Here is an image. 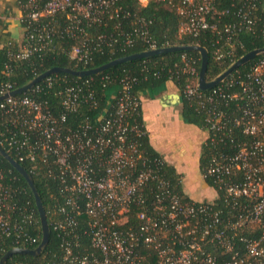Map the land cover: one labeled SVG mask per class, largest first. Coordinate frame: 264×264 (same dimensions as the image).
Instances as JSON below:
<instances>
[{"label": "built area", "instance_id": "1", "mask_svg": "<svg viewBox=\"0 0 264 264\" xmlns=\"http://www.w3.org/2000/svg\"><path fill=\"white\" fill-rule=\"evenodd\" d=\"M117 1L17 3L23 39L10 59L26 60L46 49L58 32L57 21L64 18L66 34L78 40L68 54L87 64L88 45L79 37L85 27L111 16ZM150 1L175 8L182 19L179 34L196 36L215 28L208 19L215 12V0H139L141 4ZM248 1V8L239 12L240 21L224 28L223 43L215 41L214 59L228 54L223 47L231 45L233 35L255 25L256 0ZM45 19L51 20L44 23ZM140 37L147 51L158 49L145 31ZM131 42L125 41L128 46ZM183 71L189 77L181 96L204 112L203 145L213 147L200 178L210 180L212 193L223 196L229 206L226 217L212 201L177 193L160 173L163 159L142 153L137 139L147 132L136 122L141 101L133 91L134 79L122 78L102 108L86 84L68 83L58 74L30 88L31 96L0 101V146L14 152L17 162L42 165L40 172L57 181L63 194L52 213L61 218L51 223L61 241L57 264H264V53L243 76L224 82L225 78L219 83L222 86L209 92L194 82L197 72L192 59ZM54 87L62 97L58 113L47 101L34 97ZM229 88L234 91L227 93ZM12 91L8 84L0 85V96ZM223 102H233L236 110H222ZM85 107L97 110H88L92 115L73 127L69 119ZM16 193L0 172V242L36 244L35 236L27 233L36 224L34 211L20 203Z\"/></svg>", "mask_w": 264, "mask_h": 264}, {"label": "trees", "instance_id": "2", "mask_svg": "<svg viewBox=\"0 0 264 264\" xmlns=\"http://www.w3.org/2000/svg\"><path fill=\"white\" fill-rule=\"evenodd\" d=\"M24 2L25 0H17L18 4H23ZM256 4L257 9L254 12L256 22L252 30H242L233 35L230 41L231 45L229 47H223V50H227L228 54L221 60H216L212 56L213 50L216 47L215 41L220 39V43H223L226 37L224 28L229 24L235 25L240 21L241 16L239 12H243L248 8V0H215V12L208 17L209 23L215 28L203 30L196 36L179 34V26L182 19L170 3L150 1L146 5H141L139 0H118L112 7L111 16L107 15L101 22L93 23L85 27V34L80 35L79 39L88 45L87 53L89 54V60L85 65L72 59L68 54L70 48L76 45L78 40L71 39L66 34L65 28L67 22L64 18L57 21L58 32L54 34L49 46L44 50L32 54L26 60L10 59L9 54L17 49L19 43L6 36H1L0 85L8 84L12 90H15L55 67L68 68L75 71L89 70L120 57L147 51V47L140 37L142 31L146 32L147 38L154 42L158 49L188 45H198L205 48L208 52L205 78L207 81H212L241 56L251 50L260 49L264 46V1L256 0ZM50 20L45 19L44 23ZM127 39L132 41L129 46L125 43ZM259 58L260 55L251 62L233 71L224 82L235 78L238 74L243 76ZM189 59L194 61V67L197 72L196 79H198L200 56L197 52L188 51H178L147 59L133 60L113 66L100 73L81 78L66 74H58L57 76L64 78L68 83L86 84L93 91L98 108H102L106 105L107 91L116 87L124 77L135 80L133 91L137 94L143 91H153L167 82H173L181 94V89L188 82L189 76L183 70ZM194 82L197 81L194 80ZM217 86L220 87L222 84H218ZM56 89L59 88L54 87L53 89L44 90L43 93L34 97L47 101L53 110H56V113H58L61 110L60 104L62 97L56 94ZM211 90L202 91L209 92ZM225 91L230 93L234 89L229 88ZM17 96H31V93L27 92ZM182 101V118L187 123L204 130L206 126L204 112L198 111L194 104L183 96ZM222 104V110H236L233 102H228L227 105H224V102ZM82 110V112L73 115L69 119V122L71 124L73 123V127L78 121L80 122L84 118L92 115V112L88 110L97 109H88V107H85ZM74 116L77 117L72 122L71 119ZM136 122L142 124L140 112L136 115ZM233 138H237L235 134ZM137 142L144 155L149 156L150 159L159 157L149 146L147 136L138 138ZM3 148L13 158L18 160L14 152L10 151L5 145H3ZM212 150L213 147H209L208 145L202 146V152L199 158V172L207 165L208 157ZM18 162L33 179L47 216L50 233L45 250L39 257L12 255L6 260L5 264H57L62 257L61 241L60 235L52 230L51 223L54 218H61L54 214L52 217V213L62 203L63 194L60 191L57 181L49 179L40 172L42 165H35L28 161ZM0 172L4 176L5 183L11 184L12 188L16 190L17 200L20 203L29 204V208L34 211L36 224L29 228L27 233L35 236L37 239V243L32 245H26V243L17 245L10 239L1 241V259L7 251L15 246H25L29 249H34L38 246L41 240V228L38 222L34 199L25 180L1 157ZM160 173L170 181L177 193L187 198L182 189L180 175L176 173L173 167L165 164L161 167ZM202 183L204 189L211 193L209 198H204L203 200L212 201L214 208L221 210L222 215L226 217L227 214L225 212L229 210V206L224 203L223 196L220 193H212L214 185L210 180H202ZM136 213L137 211L133 210L131 214L133 220H135ZM241 235L251 237V234L246 232H242ZM84 244L86 245V241Z\"/></svg>", "mask_w": 264, "mask_h": 264}, {"label": "crops", "instance_id": "3", "mask_svg": "<svg viewBox=\"0 0 264 264\" xmlns=\"http://www.w3.org/2000/svg\"><path fill=\"white\" fill-rule=\"evenodd\" d=\"M20 15L17 0H0V37L6 36L17 43L22 41ZM116 90L114 87L107 91V100ZM139 98L149 146L180 175L185 195L203 200L206 194L200 178L199 158L205 132L182 118L183 101L179 90L173 82H167L153 91L140 92Z\"/></svg>", "mask_w": 264, "mask_h": 264}, {"label": "water", "instance_id": "4", "mask_svg": "<svg viewBox=\"0 0 264 264\" xmlns=\"http://www.w3.org/2000/svg\"><path fill=\"white\" fill-rule=\"evenodd\" d=\"M264 1V0H263ZM178 51H188V52H197L200 56V69L197 79V84L200 90L206 91L214 88L217 86L221 81H223L225 78H227L233 71L238 69L239 67L251 62L254 60L257 56L264 53V46L260 49H254L243 56H241L239 59H237L235 62H233L224 72H222L220 75H218L214 80L207 81L206 80V68L208 63V52L205 48L198 45H188V46H171L166 48H159L156 50H150V51H143L140 53H134L128 56L120 57L117 59H114L102 66L92 68L89 70H82V71H75L68 68H52L39 76L32 79L29 83L26 85L13 90L7 95L0 96V101L5 100L6 98L17 96L23 93H26L30 88H32L35 84L40 82L45 77L52 75V74H66L74 77H86L91 76L97 73H100L108 68H111L113 66L130 62L133 60H141V59H147L153 56L163 55L167 53L172 52H178ZM0 157L5 160L22 178L25 180L31 195L33 196L36 211L38 213V218L40 222V228H41V241L39 246L34 250H27V249H21V248H14L9 251H7L2 258L0 259V264H5L6 260L12 256V255H28L32 257L39 256L44 250L48 243L49 238V226L47 223L46 213L44 211L40 196L37 192V189L35 187V184L33 182L32 177L25 171V169L12 157L10 156L5 149L0 146Z\"/></svg>", "mask_w": 264, "mask_h": 264}, {"label": "rangeland", "instance_id": "5", "mask_svg": "<svg viewBox=\"0 0 264 264\" xmlns=\"http://www.w3.org/2000/svg\"><path fill=\"white\" fill-rule=\"evenodd\" d=\"M141 5H146V3L144 2V3H142ZM206 192H207V196H208V198L211 196V193L208 191V190H204V194H206ZM206 196V197H207Z\"/></svg>", "mask_w": 264, "mask_h": 264}]
</instances>
